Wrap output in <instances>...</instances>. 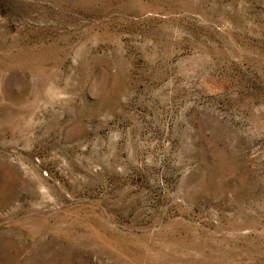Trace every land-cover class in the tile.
Returning <instances> with one entry per match:
<instances>
[{
	"label": "rangeland",
	"instance_id": "374dc122",
	"mask_svg": "<svg viewBox=\"0 0 264 264\" xmlns=\"http://www.w3.org/2000/svg\"><path fill=\"white\" fill-rule=\"evenodd\" d=\"M0 264H264V0H0Z\"/></svg>",
	"mask_w": 264,
	"mask_h": 264
}]
</instances>
